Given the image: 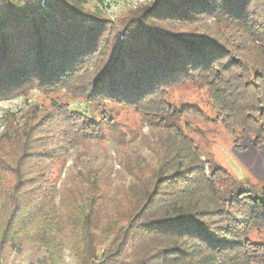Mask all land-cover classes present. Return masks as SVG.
<instances>
[{"label": "trees", "instance_id": "16d2710c", "mask_svg": "<svg viewBox=\"0 0 264 264\" xmlns=\"http://www.w3.org/2000/svg\"><path fill=\"white\" fill-rule=\"evenodd\" d=\"M183 82L206 88L236 143L264 144V0H150L116 19L76 0H0V99L64 91L87 106L133 107L165 130L149 170L125 187V202L115 198L112 239L98 253L94 220L108 174L81 173L88 187L61 196L60 221L48 163L80 138H103L101 126L70 102L33 105L21 125L7 117L0 169L14 181L0 188V255L30 242L58 264L70 236L79 264H264V188L259 198L231 187L224 169L166 123L167 90Z\"/></svg>", "mask_w": 264, "mask_h": 264}, {"label": "rangeland", "instance_id": "374dc122", "mask_svg": "<svg viewBox=\"0 0 264 264\" xmlns=\"http://www.w3.org/2000/svg\"><path fill=\"white\" fill-rule=\"evenodd\" d=\"M87 9L105 13L116 19L126 9L150 0H76ZM165 101L170 108L166 123L177 128L191 139L204 159L221 167L230 176L231 187L246 190L254 197H262L264 188V144L254 145L253 136L235 142L225 131L216 112L211 107L206 88L197 82H183L167 90ZM54 102L60 105L70 102V110L87 115L86 121L96 122L103 130V138L78 140V146L69 149L63 156L48 163L49 175L56 187L53 205L60 221L63 216L61 196L70 188L84 190L88 187L80 178L108 174L104 185L107 194L104 213L95 216L93 235L96 252L107 249L112 239L106 232L110 221L115 218L118 205L115 198L123 197L125 187L135 179V175L145 174L153 158L149 149L157 148V137L163 136L153 119L144 118L133 107L104 101L100 106L73 101L64 91L43 92L35 88L23 95L3 96L0 99V149H7L8 142L1 139L6 130L7 117L13 124L21 125L28 110L33 105L51 108ZM79 127V126H77ZM74 124L67 123L66 132L74 136ZM76 138V137H75ZM78 139V138H77ZM14 179L10 172L0 169V188H7ZM125 201H122V203ZM114 205V206H113ZM239 218L241 216L238 215ZM0 264H49L47 252L39 245L20 242L7 245L0 255ZM58 264H79L73 250L70 236L62 238V252Z\"/></svg>", "mask_w": 264, "mask_h": 264}]
</instances>
